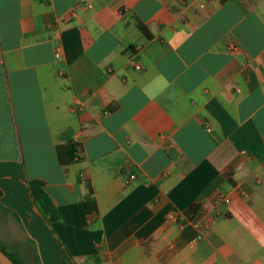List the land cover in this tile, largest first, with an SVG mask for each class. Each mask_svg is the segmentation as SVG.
<instances>
[{
  "label": "crops",
  "instance_id": "crops-1",
  "mask_svg": "<svg viewBox=\"0 0 264 264\" xmlns=\"http://www.w3.org/2000/svg\"><path fill=\"white\" fill-rule=\"evenodd\" d=\"M0 191L20 264H264V0H0Z\"/></svg>",
  "mask_w": 264,
  "mask_h": 264
},
{
  "label": "trees",
  "instance_id": "trees-1",
  "mask_svg": "<svg viewBox=\"0 0 264 264\" xmlns=\"http://www.w3.org/2000/svg\"><path fill=\"white\" fill-rule=\"evenodd\" d=\"M142 30L145 35L149 36L148 32L144 27H142ZM77 151L81 152V148L79 147ZM30 191L33 199L35 200V203L37 204L41 212L45 215V217L49 220V222L58 221L60 219V214L57 208L52 203L49 195L47 194L44 183L38 180L31 181ZM0 197H1V191H0ZM199 210L200 209L198 205H192L187 209L185 214L190 220H193L198 215ZM0 249L6 255H8V257L12 259L15 264H20L17 258L7 253L4 248L0 246Z\"/></svg>",
  "mask_w": 264,
  "mask_h": 264
},
{
  "label": "water",
  "instance_id": "water-1",
  "mask_svg": "<svg viewBox=\"0 0 264 264\" xmlns=\"http://www.w3.org/2000/svg\"><path fill=\"white\" fill-rule=\"evenodd\" d=\"M0 264H15L12 259L8 257L1 249H0Z\"/></svg>",
  "mask_w": 264,
  "mask_h": 264
},
{
  "label": "built area",
  "instance_id": "built-area-1",
  "mask_svg": "<svg viewBox=\"0 0 264 264\" xmlns=\"http://www.w3.org/2000/svg\"><path fill=\"white\" fill-rule=\"evenodd\" d=\"M135 68L137 70H140L141 69L140 65H138V64L135 65ZM170 220H174V217H170Z\"/></svg>",
  "mask_w": 264,
  "mask_h": 264
}]
</instances>
